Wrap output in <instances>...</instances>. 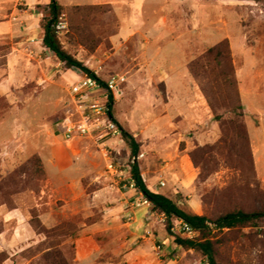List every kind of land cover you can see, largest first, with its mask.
<instances>
[{
  "label": "rangeland",
  "instance_id": "obj_1",
  "mask_svg": "<svg viewBox=\"0 0 264 264\" xmlns=\"http://www.w3.org/2000/svg\"><path fill=\"white\" fill-rule=\"evenodd\" d=\"M59 3L67 52L103 80L125 77L113 118L140 154L126 141L63 139L80 70L50 50L12 67L0 60V264H207L139 205L131 170L137 161L148 189L212 220L264 209V0ZM48 17L47 7L40 25ZM220 44L227 61L209 53ZM230 65L237 105L225 81L213 91ZM206 238L219 264H264V220Z\"/></svg>",
  "mask_w": 264,
  "mask_h": 264
},
{
  "label": "trees",
  "instance_id": "obj_2",
  "mask_svg": "<svg viewBox=\"0 0 264 264\" xmlns=\"http://www.w3.org/2000/svg\"><path fill=\"white\" fill-rule=\"evenodd\" d=\"M48 9L49 17L46 18L41 25L42 29L44 30L43 46L50 50L61 63H64L67 69H78L83 72L84 75L93 77L103 81L104 83V80L95 75L88 67L83 64V62L77 60L74 56L67 52L60 40L59 34L53 28V25L59 21V18L65 10V8L60 5L59 0H49ZM224 48L226 49L225 53H223ZM11 52L12 48L10 45H0V60H5L4 64H6L7 57L11 54ZM213 52H217L220 57L224 55L222 58L224 61L229 59L227 44H220L209 51V53ZM198 63L199 61L195 60L189 65V70L193 75H196L194 71ZM221 80L225 81L226 84L224 83V85H226L228 88H231L235 95L236 99L234 98L232 104H240L236 76L231 65L229 73H219V76L216 80V86L213 88V91L216 90L217 94L221 91ZM111 103H113L111 105V116L113 117L114 98L112 96ZM120 129L122 131L124 141H126V144L131 150L132 156L137 158L140 154L141 144L136 141L133 135L125 131L122 127H120ZM131 172L135 187L152 204L153 211L164 215L167 218V229L170 234L175 222L179 220L186 222L194 230L200 233L199 238L196 240H190L180 235L171 234V236L175 237L174 243L176 246L196 251L207 260V264H219L218 252L216 250L215 243L206 238L212 231L207 223L215 225V229L219 231H224L245 227L264 220V209L254 210L251 212L245 210L232 211L218 217L215 220H212L205 215H197L190 210L182 208L179 204L166 195L155 193L148 189L142 179V174L137 161L135 164H133ZM6 260L7 257H4L1 261V264H3V262Z\"/></svg>",
  "mask_w": 264,
  "mask_h": 264
},
{
  "label": "built area",
  "instance_id": "obj_3",
  "mask_svg": "<svg viewBox=\"0 0 264 264\" xmlns=\"http://www.w3.org/2000/svg\"><path fill=\"white\" fill-rule=\"evenodd\" d=\"M53 28L58 34H62L68 31V23L64 17H60ZM82 75L81 81L69 90L74 110L68 112L66 118L59 124L63 139L69 143L76 139L97 138L105 146L106 142L103 140L108 138L124 142L122 131L111 116V105L113 104L111 103V96L115 102L116 96L121 95L122 86L126 83L125 77L113 75L104 80L103 83V81L84 75L83 72ZM105 155L108 157V152ZM135 162L134 160L133 164ZM108 168L111 172H116L113 164H110ZM129 185L130 189L136 188L132 177H130ZM161 185L166 186L165 183ZM139 205L152 206L142 193H140ZM207 225L211 230L215 229V225L211 223H207ZM172 232L190 240H196L200 236L198 231L182 220L175 222ZM146 234L151 236L150 232ZM156 249L158 252L162 251L160 245Z\"/></svg>",
  "mask_w": 264,
  "mask_h": 264
},
{
  "label": "crops",
  "instance_id": "obj_4",
  "mask_svg": "<svg viewBox=\"0 0 264 264\" xmlns=\"http://www.w3.org/2000/svg\"><path fill=\"white\" fill-rule=\"evenodd\" d=\"M48 5L49 1L43 3L41 0H0V41L8 37L11 43L12 52L7 57L10 67L26 56H37L41 49L48 50L43 46L44 31L40 25L43 10ZM3 22L7 23L6 28ZM3 30L6 31V36L1 33ZM27 33L30 34L29 38Z\"/></svg>",
  "mask_w": 264,
  "mask_h": 264
}]
</instances>
